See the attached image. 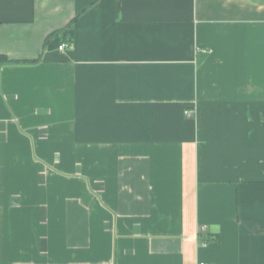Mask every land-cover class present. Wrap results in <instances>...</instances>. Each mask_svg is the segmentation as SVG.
<instances>
[{
  "label": "crops",
  "instance_id": "1",
  "mask_svg": "<svg viewBox=\"0 0 264 264\" xmlns=\"http://www.w3.org/2000/svg\"><path fill=\"white\" fill-rule=\"evenodd\" d=\"M0 56V264H264V0H0Z\"/></svg>",
  "mask_w": 264,
  "mask_h": 264
},
{
  "label": "trees",
  "instance_id": "2",
  "mask_svg": "<svg viewBox=\"0 0 264 264\" xmlns=\"http://www.w3.org/2000/svg\"><path fill=\"white\" fill-rule=\"evenodd\" d=\"M70 26H68V28H69ZM68 28H64V29H62V30H58V31H56L55 33H53L52 35H51V37L52 36H56V35H60V34H62V33H65L66 31H67V29ZM14 63H19V62H16V61H12V60H9V59H7L6 57H3V56H0V64H14Z\"/></svg>",
  "mask_w": 264,
  "mask_h": 264
},
{
  "label": "built area",
  "instance_id": "3",
  "mask_svg": "<svg viewBox=\"0 0 264 264\" xmlns=\"http://www.w3.org/2000/svg\"><path fill=\"white\" fill-rule=\"evenodd\" d=\"M66 48H68V45H66V44H60L59 47H58V50L59 51H64Z\"/></svg>",
  "mask_w": 264,
  "mask_h": 264
}]
</instances>
